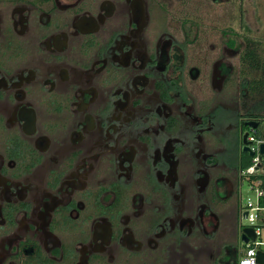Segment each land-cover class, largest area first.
<instances>
[{"label": "flooded vegetation", "instance_id": "1", "mask_svg": "<svg viewBox=\"0 0 264 264\" xmlns=\"http://www.w3.org/2000/svg\"><path fill=\"white\" fill-rule=\"evenodd\" d=\"M244 2L0 0V264H238Z\"/></svg>", "mask_w": 264, "mask_h": 264}, {"label": "built area", "instance_id": "2", "mask_svg": "<svg viewBox=\"0 0 264 264\" xmlns=\"http://www.w3.org/2000/svg\"><path fill=\"white\" fill-rule=\"evenodd\" d=\"M262 144H264V121L260 130L249 137L248 146L252 155L249 156L248 164L243 170L244 183L247 184V196L243 199V208L256 238H249L248 242H244L246 249L239 257L238 264H264L259 259L260 252L264 253V152H261Z\"/></svg>", "mask_w": 264, "mask_h": 264}, {"label": "rangeland", "instance_id": "3", "mask_svg": "<svg viewBox=\"0 0 264 264\" xmlns=\"http://www.w3.org/2000/svg\"><path fill=\"white\" fill-rule=\"evenodd\" d=\"M245 13L241 16H225V20H228L225 25H229L230 29L237 33V30L240 29L243 26V29L245 30L246 34L257 40L261 41V44L264 45V0H245ZM219 14V13H218ZM208 18V17H207ZM212 21L220 22L224 20V17L220 14L219 16L214 15L213 17L211 16ZM213 22V23H215ZM212 23V22H208ZM222 25V24H220ZM234 61L237 59L234 58ZM236 66L235 72H238L237 66H238V61L234 62ZM233 79L235 81V85L239 83L240 78H237V76H233ZM233 86V85H232ZM237 87V85H236ZM244 185L242 186V192H243V199L246 198L247 193H246V188L247 184L243 183ZM240 224L241 225H246L249 226V222L246 218H240ZM246 249V243L244 241H241L240 243V254L239 257L243 254V252Z\"/></svg>", "mask_w": 264, "mask_h": 264}, {"label": "trees", "instance_id": "4", "mask_svg": "<svg viewBox=\"0 0 264 264\" xmlns=\"http://www.w3.org/2000/svg\"><path fill=\"white\" fill-rule=\"evenodd\" d=\"M248 56L254 58L255 53L252 51L248 52ZM250 58V59H252ZM251 97V111L252 114L257 115L259 117L264 116V74L260 77H254L250 81L249 85Z\"/></svg>", "mask_w": 264, "mask_h": 264}, {"label": "water", "instance_id": "5", "mask_svg": "<svg viewBox=\"0 0 264 264\" xmlns=\"http://www.w3.org/2000/svg\"><path fill=\"white\" fill-rule=\"evenodd\" d=\"M251 124H252L253 126H256V123H255V122H252ZM246 136H247V135L244 136L245 141H246ZM245 141H244V142H245ZM243 150H244V151H249V147H248L247 145H245L244 148H243ZM261 152H264V144H262V146H261ZM250 155H252V152H251V151H250ZM245 214H246V213H245ZM249 238H251V239H255V238H256V235H255V233H254L252 227H250V226H244V227L242 228L241 239H242V241H244V242H248V241H249ZM259 259H260L262 262H264V253L260 252V254H259Z\"/></svg>", "mask_w": 264, "mask_h": 264}]
</instances>
